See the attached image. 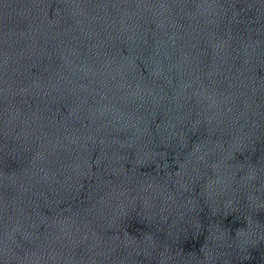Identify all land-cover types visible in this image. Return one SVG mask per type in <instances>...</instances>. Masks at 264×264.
<instances>
[{"label": "water", "instance_id": "95a60500", "mask_svg": "<svg viewBox=\"0 0 264 264\" xmlns=\"http://www.w3.org/2000/svg\"><path fill=\"white\" fill-rule=\"evenodd\" d=\"M0 264H264V0H0Z\"/></svg>", "mask_w": 264, "mask_h": 264}]
</instances>
